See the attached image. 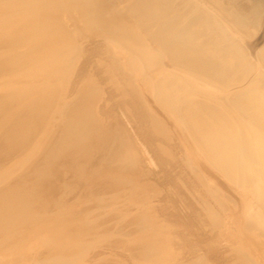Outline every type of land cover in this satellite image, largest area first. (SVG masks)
Returning a JSON list of instances; mask_svg holds the SVG:
<instances>
[{"label":"bare ground","instance_id":"bare-ground-1","mask_svg":"<svg viewBox=\"0 0 264 264\" xmlns=\"http://www.w3.org/2000/svg\"><path fill=\"white\" fill-rule=\"evenodd\" d=\"M67 20L81 37L98 30L107 39L101 67L124 94L123 105L137 94L147 140L164 139L155 148L164 155L179 142L185 166L219 195L226 219L207 208L215 230L236 239L242 264H264V0H0V174L16 170L0 192V255L21 264L16 245L26 234L54 241L66 230L59 258L36 264H79L90 214L81 205L91 199L108 207V192L130 201L122 212L130 214L125 227L135 237L125 250L136 264H177L169 229L152 215L143 155L127 121L99 113L101 89L93 79L80 80L65 104L52 85L56 76L68 80L80 50ZM41 136L45 163L27 165L23 157ZM89 153L98 154L91 166ZM114 155L119 176L110 166ZM58 160L75 174L67 186L57 182L62 198L47 193L49 227L43 196L59 178L51 169ZM15 214L24 216L20 228L11 223Z\"/></svg>","mask_w":264,"mask_h":264},{"label":"rangeland","instance_id":"rangeland-1","mask_svg":"<svg viewBox=\"0 0 264 264\" xmlns=\"http://www.w3.org/2000/svg\"><path fill=\"white\" fill-rule=\"evenodd\" d=\"M65 25L66 29L76 34L77 30L75 24L67 20ZM260 29H262V27H260ZM76 35V42L79 44L80 50L74 62L73 72L66 81L62 80L60 76L54 77L52 79V85L59 89L60 97L65 99L62 103L65 104L68 99L73 100L74 92L80 80H85L86 78L93 79L92 81H95V85L101 89L98 100L99 113H102V116L108 119L110 114H107V110H110L109 112H113L112 115L117 114L116 116H118L119 120L121 118L120 121L123 120V123L127 121L126 125L129 126L128 129L130 130V134L133 135L134 143L138 148L137 150L138 152L141 151L143 155L145 165L144 176H146V181L149 184L150 188H148L147 191H149L152 200L149 202V206H151L153 210L152 215L154 214L157 221L160 220L159 223L164 224L166 226L165 228L169 229L168 235L171 239L170 249L176 255L177 264H199L201 260L206 264H242V261L240 262L237 259L238 256L236 251L239 249V244H237L236 239L233 237L231 238L230 235L225 237L222 233L219 234L218 230L214 228V222H212L208 216L207 208H211L217 211L219 217L223 216V221L226 219V216L220 211L215 201L217 199L216 196L218 197L219 195L206 187L207 180H199L197 174L185 166L187 162L185 161L187 153L186 151L184 152V148H182L179 142L173 144L171 155H164L155 150L157 145H163L166 144V142L160 137L155 141L147 140L146 130L149 128L147 115L136 106L140 103L137 94L130 93L127 98L128 105H123L125 99H123L124 94L116 91L111 83L107 81L108 78L101 67L106 55L103 48H106L108 43L107 39L101 36L98 30L86 32L83 37L80 36V32ZM191 89L195 88L191 87ZM99 102H101V104ZM61 109H63L62 106ZM105 114L106 116H104ZM53 118L58 120L57 114L55 116L53 115ZM183 125L184 124H182V126ZM180 128L183 129L184 127ZM45 146L46 143L42 136L34 140L32 146L27 149V153H25L23 157L27 165H44L47 156ZM144 154L146 155L144 156ZM97 155V153L87 154L85 158L86 165H93L96 160L95 156ZM120 159V156L114 155L113 159L110 161V166H113L115 174L118 173L116 174L117 176L120 175V168L118 166ZM64 166L67 165L60 163L59 160L54 163L51 169L54 171L55 175H60L59 178L54 177L50 179V184L47 186L50 187V189H47L51 194L46 190L47 192L44 193L43 196V198H45L44 206H42L43 213H41L43 217L47 216L46 220L43 219V223L50 224L49 227H52L51 224L53 223L52 221L50 222L52 212L50 211L51 207L49 209V200H47V202L46 198L50 199V197H55L58 199L59 196V198H62L63 194L61 193L64 191L62 189L63 186H67V181L75 174V172L73 173L70 169L71 167L67 168V166L65 168ZM15 171V168H9L5 170V174H0V178H2L0 182V192L3 190L6 181L12 179L11 177L16 173ZM102 171V169L97 170L96 174L99 175H95V180L100 181L104 176ZM62 175L64 176L61 178L60 176ZM67 175L68 179L66 178ZM91 180L89 181L91 182ZM57 182L60 185L63 184L61 182L66 183H64L61 188ZM86 185L88 188L90 187L88 183ZM65 188L66 187H64V189ZM197 188L199 190H197ZM207 191L209 192L207 193ZM47 193L52 196H47ZM100 193H102V191ZM108 194V192L103 194L105 199L107 198L105 201L108 207L105 205H95L91 199L85 200L81 205L85 212L90 213L87 219L91 217V221L85 219L86 223L84 226L88 228L89 232L88 235H86L87 237L83 245L82 255L84 254V256L77 261L79 264H136V262H139L138 259L134 258V255L130 252L128 253V251L126 252V250H128L126 245L130 239L135 237L133 236L131 238V236H129L130 230L128 226L125 227L127 224V217L130 215L126 214L125 216V212L127 211L126 208L130 201L118 195V193H114L115 195ZM112 196L115 197L113 198L114 200L111 199ZM111 200H113V202ZM121 201L123 202L121 203ZM139 207L140 206L137 205L132 209L136 212ZM122 210L125 212H122ZM116 214L117 216H115ZM133 214L134 213H131V215ZM105 215L108 216L106 217ZM23 217V215L15 214L10 217V219H12L11 223L20 228L23 224ZM115 217H117V219H115ZM103 221L106 222L104 223ZM90 223L91 225L89 226ZM99 229L103 230L100 231ZM67 234L68 232L66 230H62L61 234L57 235L54 241L46 239V237L37 239L30 238V236L26 234L23 237V241L19 245H16V251L21 256V264H36L43 259L54 260L59 258L56 247L67 238ZM126 235H128V237ZM97 236L99 240L96 238ZM102 237L104 240H101L103 239ZM129 255L131 256L129 257ZM10 262L8 256L0 255V264H10ZM262 262L263 261H260L261 264Z\"/></svg>","mask_w":264,"mask_h":264}]
</instances>
